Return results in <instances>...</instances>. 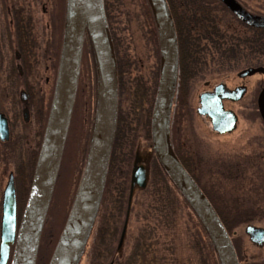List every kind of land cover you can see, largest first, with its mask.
<instances>
[{"label":"water","instance_id":"water-1","mask_svg":"<svg viewBox=\"0 0 264 264\" xmlns=\"http://www.w3.org/2000/svg\"><path fill=\"white\" fill-rule=\"evenodd\" d=\"M240 21L254 28H264V16L244 10L235 0H219ZM158 31L160 75L151 116V140L155 154L178 191L205 227L221 264H239L227 231L201 189L177 159L170 142V114L176 93L177 40L166 0H148ZM94 54L97 76V102L90 150L81 183L63 230L48 264H78L89 237L106 181L113 145L117 108V65L103 0H67L65 29L57 80L46 128L38 154L34 176L17 228L16 195L13 174L3 190L0 219V264H35L39 241L54 191L74 106L85 32ZM264 73V68H248L239 73L245 78ZM243 88L228 90L218 84L211 93L200 96L198 114L210 119L212 130L219 135L236 129L237 117L225 110L223 100L237 101ZM259 113L264 121V89L258 97ZM0 138L8 140L5 118L0 115ZM135 156L131 185L144 188L146 172ZM250 242L264 244V228L247 226Z\"/></svg>","mask_w":264,"mask_h":264},{"label":"trees","instance_id":"trees-1","mask_svg":"<svg viewBox=\"0 0 264 264\" xmlns=\"http://www.w3.org/2000/svg\"><path fill=\"white\" fill-rule=\"evenodd\" d=\"M143 1L147 6V18H149V20H151L152 22V26L156 36L155 42L157 44V35L153 16L149 6L147 5V0ZM185 1L187 3V7L185 6V8H187L186 14H179V17L182 18L183 16L188 19H198L199 17H202V15L200 16L201 7L197 5L201 2L200 0ZM202 1L214 2V0ZM180 2V0H168L169 6L172 10L173 7L182 9L183 6L180 5ZM219 9L222 10L221 8ZM105 12L113 38L117 60L119 96L118 115L106 185L102 197L101 207L98 211L93 242L90 250H88V264H105L108 259L114 258L116 254V235L123 222L124 216L128 212L126 207L127 179L129 176L133 157L136 153V144L138 143V140L142 139L144 143L147 144L148 148L152 150L150 120L153 100L158 82L157 71L156 80L150 88L145 90L144 87L143 89V83L140 79H138L139 82L136 81L134 83L133 90L129 88V90L127 91V87L124 83V75L126 73V70L123 68L118 55L114 28L111 25L110 13L107 8H105ZM172 15L174 21L176 22L177 28L178 66L180 70L178 82V89L180 94L177 99V105H175L172 119V122L174 119L178 120V122L174 120L172 127L174 129L172 138V143L174 145L176 140L177 142L179 141V139L181 140V137L185 132L184 128L181 127L182 123L179 119V115H176V112L177 110L180 111L181 109H184L186 106V100H184L181 96V91L183 90V85L185 84L186 73L182 67V25H180V18H177V20L174 13H172ZM231 17L236 21L237 24L243 25L232 14ZM215 19H217L216 16L213 20H211L210 23L215 22ZM254 30H256V33H261L260 29ZM239 33L241 34L242 32L235 31V34ZM232 35L233 32H231V36ZM234 41H236V43H241L243 46L247 44L248 48H250V45L254 43L252 42L250 44L249 39L244 40L235 38ZM212 44L216 46V51L215 54L210 57H206V55L203 56L202 65L204 70H206L207 67H210L211 64L215 66H225V64H227V62L230 63L231 60V45L233 44V40L231 41L230 36L227 32H222L221 30H219L217 39ZM83 73H85L87 77L85 85L82 84ZM144 92L150 93V96L146 98ZM122 97L124 98V100H127L126 105H124ZM95 100L96 78L94 61L90 42L88 38H86L83 49L81 74L77 97L74 105L71 125L67 137L57 184H60L61 181L65 179L64 177H67L66 172L63 170V165L66 160L68 161L69 166V168L68 166L66 168V171L69 173L68 182L67 180H64L62 182L63 186L61 187L60 192L57 188V186L59 187V184H56L55 192L48 212V215H52L56 220L54 224L51 225V228L49 227L47 229L49 230V232L46 231V226L44 227L36 264H48L54 246L58 240V237L62 231L63 225L69 213L75 193L77 191L81 179V172L84 167L89 149L90 137L92 134ZM75 122L79 123V128L77 129L79 138L77 142L72 145V135L76 130L74 129ZM192 139L193 141L189 148L183 150L181 149V146L177 144V146L174 147V152L176 153L184 168L206 195L207 199L219 216L226 231L232 238V243L236 251L239 264H247L246 256L244 255L242 240L239 237H236L235 234L236 230L240 227L249 224L264 222V163H261L262 165H259V163L255 164L256 167L258 166L256 171L252 167L248 171V169L245 170L241 164H235V166L232 165L231 159L225 158L215 160V158L211 156H206L203 153V149L198 143L197 138L195 139L193 137ZM72 151H74L75 153L74 156L72 154ZM36 156L37 155H35L34 160H32L29 156V160L27 161V167L24 171V174H26L27 176L25 195L21 196V194H18L17 198V203L19 206H21L20 209L23 208L29 192V187L36 162ZM4 157V160H6L7 156ZM121 162H123V167L125 168L124 172H121L122 170L121 168H119ZM22 163L23 162L21 161L20 165H22ZM248 172L258 173L259 179L247 182L245 178L247 177ZM149 177L150 182L146 190L141 193L140 200L143 208L138 214V220H140V228L136 229L135 252H138L140 256H147L150 259L149 261L154 260L155 248L153 237L158 233L159 229H162L164 226L168 225L167 223H170L169 220H171L173 216L169 214L170 211H172L171 204L177 201L181 206H183L184 208L186 207L190 212H192V214H189L188 217L195 220V223L193 222V225L198 231V234L205 236V240L208 244V249L211 253V264H221L215 247L212 244L205 227L198 219L192 208L189 206L188 202L177 190L168 175L165 173L155 154H153L152 157ZM119 179L121 180V182H117V180ZM66 185H68L69 187L68 190H65ZM65 191L66 193L64 194ZM113 195L114 200L112 201ZM163 195H165L166 198ZM169 195L172 199H170ZM56 203H58L57 207H60L62 203L61 211L63 210V213L60 221L58 220L59 217H56L57 213L55 212V215L52 213L54 210V204ZM197 251H199L198 247ZM199 264L207 263L203 260V258L199 257ZM254 264L261 263L255 262Z\"/></svg>","mask_w":264,"mask_h":264},{"label":"flooded vegetation","instance_id":"flooded-vegetation-1","mask_svg":"<svg viewBox=\"0 0 264 264\" xmlns=\"http://www.w3.org/2000/svg\"><path fill=\"white\" fill-rule=\"evenodd\" d=\"M118 1L103 0V3L105 8L109 10L117 7ZM166 1L169 6L168 0ZM180 1V5L183 6L182 9L173 7L172 10L169 6V10L172 19V13H174L176 19L180 18V25H182V67L186 73V79L181 96L186 100V106L176 112V115L180 117L181 127L184 128L186 122L191 124L192 117L195 116L204 126L207 134L213 137H224L233 134L238 129L242 118L248 121H257L264 128V121L258 109V97L264 89V73H257L245 78L239 77V73L248 68H264V28L260 29L261 33L259 34L256 33L255 28L242 22L243 25L237 24L231 17V11L219 0H214V2L200 0L201 2L197 5L201 7L200 16L202 15V17L198 19H188L183 16L181 18L179 14H186L187 8L185 6L187 7V3L185 0ZM235 1L250 14L264 16V11L259 10L257 12L254 10V5H263L264 0ZM140 2L143 5L145 4L142 0ZM66 5L67 0H0V115L7 122L9 136L8 140L4 141L0 138V152H4L2 161H4V156H7L6 160H8V156L12 152L30 153L29 156L32 160L38 154L56 80L59 50L62 48L64 34V22L62 20H65ZM215 16L217 18L215 22L210 23ZM146 20L148 30L145 36L147 40L149 39L148 42L154 46V51L159 52V46L157 44L155 46L156 36L152 22L149 18ZM173 24L177 37L174 19ZM219 30L227 32L231 41L233 40L231 65L224 68L223 72L226 76L224 75L222 79L217 81L205 80V77H208L207 75L215 73L211 70L219 69L212 65V67H207L204 70L202 65L204 55L210 57L215 54L216 46L212 43L216 41ZM235 31L242 33L235 34ZM231 32H233L232 36ZM235 38L249 39L250 44L254 43L248 48L247 44L243 46L241 43H236ZM248 55H254L256 57L255 61L252 63L238 62L242 57H248ZM179 74L180 70L178 69L177 80H179ZM220 83L225 84L227 89L231 91L243 88V94L237 101H223L224 108L231 110L236 115L237 124L233 132L222 136L211 130L208 117L198 114L200 96L204 93L213 92L216 85ZM179 94L177 88L175 105H177ZM190 100H192V104ZM241 112H244V114H241ZM175 121L178 122V120ZM173 122L171 123V139L174 130L172 128ZM182 137L178 142L176 140L173 146L176 147L179 144L181 149L186 150L192 142L185 144ZM198 143L206 156L213 157L201 141L198 140ZM213 158L215 160L225 159ZM226 159H231V164L234 166L235 164H241L245 170L248 169L249 171L252 167L256 171L258 166L256 167L255 164L264 163V134L263 137L250 141L248 146H242L241 150L234 154L232 158L229 156ZM15 175L14 172L16 187ZM248 175L245 178L247 182L259 179V174L256 172H248ZM127 183V196L130 200L131 195L133 197L135 192H139V188L132 186L130 179H127ZM128 205L129 202H127ZM128 223V219L124 218L116 235V248L121 249V257L108 259L105 264H135V259L140 256L138 252H135V239L132 242L130 254L123 255L122 249L127 242ZM119 242L121 244L120 248ZM255 262L246 258L247 264H254ZM258 262L264 264V258Z\"/></svg>","mask_w":264,"mask_h":264},{"label":"rangeland","instance_id":"rangeland-1","mask_svg":"<svg viewBox=\"0 0 264 264\" xmlns=\"http://www.w3.org/2000/svg\"><path fill=\"white\" fill-rule=\"evenodd\" d=\"M141 0H119L118 5L115 8L107 9L110 14V22L114 28L115 40L117 44V51L123 68L126 70L124 75V83L127 87L133 90L134 83L140 79L143 83V89L145 90L150 88L155 80L157 75V70L159 68V52L154 51V46L148 42L145 33L148 30L147 25V10ZM143 1V0H142ZM246 1V0H245ZM261 2V1H259ZM264 5V3H263ZM263 5H254V10L257 12L259 10L264 11ZM249 6V5H248ZM146 20V21H145ZM156 46V42H155ZM249 54V53H248ZM256 57L254 55H248V57H242L238 62L243 63H252ZM231 65V62L222 66H216L219 68L215 73H211L205 77V80L217 81L224 77V68ZM240 65V64H238ZM212 67V64L211 66ZM230 73L228 71H225ZM226 73V74H227ZM226 76V75H225ZM86 74H82V84H86ZM88 82V81H87ZM83 85V86H84ZM145 97L148 98L150 93H145ZM124 105L127 104V100H124L122 97ZM129 100V99H128ZM192 104V100H190ZM47 107V105H46ZM246 111V110H244ZM248 112V111H246ZM244 112H241V114ZM247 114V113H245ZM79 128V123L75 122L74 129L75 132L72 135V145L77 142L79 134L77 129ZM184 135L182 140L185 144L193 141V137L204 144L205 149L216 158H227L234 154L238 153L242 146L249 145V142L254 139H259L263 137L264 128L257 121H248L242 118L241 123L238 129L231 135L224 137H213L207 134L204 126L198 121V119L193 116L192 123L186 122L184 124ZM73 150V149H72ZM4 152H0V203L2 192L6 185L8 174L10 171H15L16 173V191L21 196L25 195V186L27 183V176L24 174L25 168L27 167V161L29 160L30 153L22 152H12L8 156V160L2 161ZM136 153L139 154L140 159L142 160L141 164L145 167L147 178H150L151 170V161L152 154L151 150L148 148L147 144L144 143L142 139L138 140L136 144ZM74 156V151H72ZM5 158V157H4ZM68 158V157H67ZM9 161V162H8ZM23 162L20 165V162ZM68 166V161L66 160L63 165V170L66 172L67 177H64L59 184L58 191L60 192L62 182L67 180L69 173L66 171ZM69 168V166H68ZM119 168L121 172H124L125 168L123 167V162L120 163ZM17 169V170H16ZM64 174V172H63ZM66 176V175H65ZM116 182V181H115ZM121 182V180H117ZM150 182V180H149ZM57 184V185H58ZM65 185V183H64ZM65 190H68V185L65 186ZM66 191L64 192V194ZM165 198L166 196L163 195ZM112 201L114 200V195L112 196ZM170 197V195H169ZM133 201L130 207V222L128 226L127 233V242L122 249L123 255H129L131 252V245L133 240L136 237V229L140 228V220H138V214L143 208L141 203V193L135 192ZM170 199H172L170 197ZM174 204V206H173ZM171 204L172 211L169 214L173 215L170 223H167V226H164L162 229L158 230V233L153 237L155 256L154 260L149 261L150 259L147 256H139L135 259V264H199V257L207 264H211V253L208 249L207 241L205 240L204 235L198 234L193 222L195 220L190 219L188 216L192 214L186 207L181 206L177 201ZM58 203L54 204L53 214L57 213L56 217L61 219L63 210L61 211L62 203L60 207ZM18 219L21 215V206L18 205ZM52 209V208H51ZM56 219L52 215H48L46 219V231L51 225L54 224ZM97 224V222H96ZM258 227L264 228V222L254 223ZM245 227H240L236 230V237H239L242 240L244 255L249 261H260L264 258V246L256 247L249 242L247 235L244 233ZM107 236V235H106ZM197 247L199 251H197ZM200 255V256H198ZM89 258L87 257V252L81 259L80 264H88Z\"/></svg>","mask_w":264,"mask_h":264},{"label":"bare ground","instance_id":"bare-ground-1","mask_svg":"<svg viewBox=\"0 0 264 264\" xmlns=\"http://www.w3.org/2000/svg\"><path fill=\"white\" fill-rule=\"evenodd\" d=\"M88 40H89V42H90V45H91L90 38H88ZM94 123H95V120H94ZM93 129H94V127H93ZM62 159H63V155H62ZM72 169H73V168H72ZM29 188H30V187H29ZM2 198H3V196L1 197V200H2ZM27 199H28V196H27V198H26V201H25V203H24V207L26 206ZM0 204H2V203H0ZM41 236H42V233H41ZM40 239H41V237H40Z\"/></svg>","mask_w":264,"mask_h":264}]
</instances>
